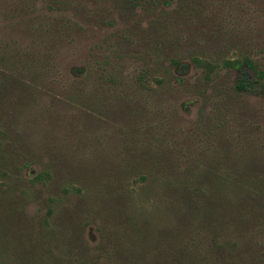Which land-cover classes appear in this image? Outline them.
I'll return each instance as SVG.
<instances>
[{"label":"rangeland","instance_id":"374dc122","mask_svg":"<svg viewBox=\"0 0 264 264\" xmlns=\"http://www.w3.org/2000/svg\"><path fill=\"white\" fill-rule=\"evenodd\" d=\"M0 264H264V0H0Z\"/></svg>","mask_w":264,"mask_h":264},{"label":"trees","instance_id":"16d2710c","mask_svg":"<svg viewBox=\"0 0 264 264\" xmlns=\"http://www.w3.org/2000/svg\"><path fill=\"white\" fill-rule=\"evenodd\" d=\"M226 65L230 68H235L240 70L244 65H248V68H252V70H255V66H251L249 62L246 61H240V60H235L231 62H226ZM261 76V75H260ZM256 84H259V80L251 79L248 76V73L243 71L241 73V77L239 78L237 82V90L240 92H252L255 90Z\"/></svg>","mask_w":264,"mask_h":264}]
</instances>
